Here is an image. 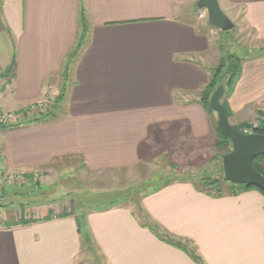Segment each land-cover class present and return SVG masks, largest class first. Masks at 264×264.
<instances>
[{"label": "crops", "instance_id": "obj_1", "mask_svg": "<svg viewBox=\"0 0 264 264\" xmlns=\"http://www.w3.org/2000/svg\"><path fill=\"white\" fill-rule=\"evenodd\" d=\"M195 1L0 0V70L9 82L2 108L56 104L63 94L57 119L0 129L1 180L47 177L71 156L90 171L133 168L178 126L187 133L184 150L170 154L214 145L215 118L198 93L221 59L222 35L196 20ZM217 1L236 32L247 30L241 72L223 102L235 126L264 112V0ZM81 11L84 47L67 69ZM143 189L140 213L89 210L82 228L60 202L31 201L13 215L0 209V264H95L93 254L103 264H264L259 191L208 195L190 178Z\"/></svg>", "mask_w": 264, "mask_h": 264}, {"label": "rangeland", "instance_id": "obj_2", "mask_svg": "<svg viewBox=\"0 0 264 264\" xmlns=\"http://www.w3.org/2000/svg\"><path fill=\"white\" fill-rule=\"evenodd\" d=\"M199 14H195L196 20L205 24L206 19L199 18ZM236 28L226 32H219L222 35V39L217 42L222 43V46H220L221 57H226L230 54H240L239 45L245 40L243 36L247 30L243 29V32H241L239 29V32L238 30L236 32ZM234 44L237 45L236 48H234ZM218 63L219 61L214 67ZM3 90L0 100V113H13L14 120L0 124V129H5V127L1 126L9 124L22 125L28 121H26L27 117L32 119L41 114L43 115L47 112V109L54 108L53 101H46L45 104L43 101L37 100L26 104L20 111H5L1 104ZM226 99L227 96L224 95L221 102L226 101ZM38 104L41 106L38 107ZM57 109H61V107ZM62 111L63 109L58 111V114H61ZM259 113H261L260 116ZM259 113L254 118H248L242 122L249 125V127L247 126L242 130L252 131L255 129L259 125L258 120H264V112ZM212 115L216 124V114L213 112ZM229 120L231 123L234 122L231 118ZM242 123L235 126H240ZM186 138L187 133L178 126L175 131L163 137L164 141L159 150H150L151 156L143 159L141 163L133 168L90 171L79 157L71 156L54 162V169L48 170L47 177L38 173H35L37 177L32 174L28 175L29 177L22 174V181L12 182L7 180L6 174L4 177L2 176V180L0 178V209L5 208L11 211V215H13L14 211L16 212L17 210L18 212L23 208V204L26 205L31 201H36L37 203L60 202L63 203V206L68 211H73L72 202H75L74 205L82 202L83 207L81 209H84V211L93 207L120 205L130 207L135 212H138L136 205L137 203L139 205L141 194L144 192L142 188H150L154 184L158 185L168 180L181 178H190L194 184L197 183L205 189V192L208 191L211 194L216 193L219 189L222 195L230 193L231 190L227 181H221L217 190L199 184L202 179L203 181L214 178L222 180L221 151L215 147L218 138L214 145L199 148L196 144H193V149L188 150H191V154L184 156L181 152H173L175 156L173 157V153L170 154V151L172 149L177 151L184 150L182 146ZM87 256L90 257V255ZM93 258L95 264H103L101 259L94 254Z\"/></svg>", "mask_w": 264, "mask_h": 264}, {"label": "trees", "instance_id": "obj_3", "mask_svg": "<svg viewBox=\"0 0 264 264\" xmlns=\"http://www.w3.org/2000/svg\"><path fill=\"white\" fill-rule=\"evenodd\" d=\"M79 22H80V28H81V34L80 37L77 41V44L75 45L74 49L72 50V52L69 54L67 61L65 63L66 68L68 69L69 65H71L72 62H74V59L76 60V58L79 56V54L81 53L83 47H84V39H85V33H86V16L85 14L81 11L80 15H79ZM241 58L238 55L235 54H230L227 55L226 57H221L219 63L211 68L209 70L210 76H209V81L207 83V85L198 93V103L203 107L204 110H206L207 113H213V111L209 108V99L211 94L214 92V90L219 86V85H223L224 87V95L228 96L230 95V93L233 91L234 86L237 82V79L239 77V74L241 72ZM223 95V96H224ZM63 98V94L60 93V95L58 96V100L60 101V99L62 100ZM56 101V104H53L54 108H50L47 109V112H45L43 115H39L38 117L35 118H30L27 117L26 119V123L22 124V125H7V126H1V127H5V129L8 130H15L20 128L21 126L24 125H31L34 123H39V122H43L46 121L48 119H57L58 117L56 116V112L59 110L57 108L59 104V101ZM223 104V102H221ZM223 106L226 108L227 110V114H228V118L230 116V112L228 110V108L223 104ZM55 110V112H53ZM261 115V113H259V116ZM30 118V119H29ZM258 126L252 130L253 133H257V134H262L264 135V120H258ZM249 127L248 124L246 123H242L240 126H234L238 131H242L243 128L245 127ZM215 131H216V135L218 138V142L216 144V148L221 151L220 157H222V155L226 154L227 152L230 151L231 149V144L230 141L228 140L227 137H225L223 134H221L215 124ZM264 161V156H259L256 157L252 160V167L253 169L261 174L264 177V170L260 167V163ZM221 181H226L224 179V177L222 176V180H220L219 178H214V179H208L203 181V179L201 180V182L199 184H203L202 186L204 187H209V188H214V189H218ZM229 183V182H227ZM205 184V185H204ZM196 189L200 190L201 192H205V189H203L202 187H200L197 183L194 184ZM229 189L231 190V192L233 194H236L238 191H245V190H249V189H254L259 191L260 193H262L264 195V192L261 191L259 188L255 187V186H248V185H235L232 183H229ZM206 193L208 195H213L211 194V192L206 191ZM215 196H221V190L219 189V191H217L216 193H214ZM75 202H72V208H73V214L75 215V219L77 221V224L79 225L80 228H82V226L85 224V217L87 214V211L89 210H93V209H104V208H109L112 207L114 205H110L107 207H100V208H88V210L84 211V209H81L83 207L82 202L79 204H75ZM136 204V203H135ZM138 207V212L140 213L141 207L140 204L136 205ZM0 208H1V204H0ZM80 209V210H79ZM86 241L84 242L85 247L88 248L89 246L87 245L86 242H89L88 238L85 239ZM177 246L181 247L182 249L186 250L189 255L192 257V259L199 263L200 259L197 256V254L195 253V251L191 249V251L189 250V248L187 249L185 246H181L179 244H176ZM90 249V247H89Z\"/></svg>", "mask_w": 264, "mask_h": 264}, {"label": "water", "instance_id": "obj_4", "mask_svg": "<svg viewBox=\"0 0 264 264\" xmlns=\"http://www.w3.org/2000/svg\"><path fill=\"white\" fill-rule=\"evenodd\" d=\"M194 10L196 13L204 12L206 24L220 32L235 28V23L223 12L217 0H196ZM223 95L224 87L219 85L209 99V108L217 116L216 126L231 144L230 151L221 157L223 177L229 183L255 186L264 192V177L252 167L254 158L264 156V135L243 134L233 127L221 103Z\"/></svg>", "mask_w": 264, "mask_h": 264}, {"label": "built area", "instance_id": "obj_5", "mask_svg": "<svg viewBox=\"0 0 264 264\" xmlns=\"http://www.w3.org/2000/svg\"><path fill=\"white\" fill-rule=\"evenodd\" d=\"M199 18L205 20L206 19L205 13L204 12H201L199 14ZM8 85H9L8 79L5 78V77H2L1 70H0V100H1L2 90L5 89V88H7ZM37 106L40 107L41 105L38 104ZM31 108H33V107H31ZM13 120H14L13 113H3V114L0 113V124L6 123V122L8 123V122H11ZM241 133H243V134H250V133H253V132L252 131H247V130L244 129V130L241 131ZM6 176H7L6 177L7 180L12 181V182H20L23 179V175L20 174V173H17V172L16 173H9ZM34 176H36V174H34Z\"/></svg>", "mask_w": 264, "mask_h": 264}]
</instances>
